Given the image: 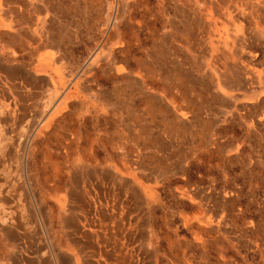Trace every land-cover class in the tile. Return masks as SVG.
Instances as JSON below:
<instances>
[{
    "label": "rangeland",
    "instance_id": "1",
    "mask_svg": "<svg viewBox=\"0 0 264 264\" xmlns=\"http://www.w3.org/2000/svg\"><path fill=\"white\" fill-rule=\"evenodd\" d=\"M89 263L264 264V0H0V264Z\"/></svg>",
    "mask_w": 264,
    "mask_h": 264
},
{
    "label": "crops",
    "instance_id": "2",
    "mask_svg": "<svg viewBox=\"0 0 264 264\" xmlns=\"http://www.w3.org/2000/svg\"><path fill=\"white\" fill-rule=\"evenodd\" d=\"M37 11L39 12L40 10H37L36 9V13H37ZM21 19V18H20ZM44 19H45V17H44ZM25 22V19L24 18H22L21 19V21H20V23H24ZM45 21L43 20L42 21V23H41V25L39 24V22H38V24H37V28H36V34L38 35V37L40 38V40L43 42V43H46V45H47V43H49V44H55V38H54V36H51L50 38L49 37H47L46 36V32H45V30H44V28H45ZM39 26V27H38ZM8 28L9 29H11L12 28V25H8ZM40 29H43V31L42 30H40ZM9 39H11V40H9L10 42L9 43H11V45L12 44H15L16 45V43H17V46H21V44H19L18 42L20 41V40H16L15 38H12V37H10ZM43 39V40H42ZM50 39H52V40H50ZM45 64H52L53 65V63L51 62V61H48V60H46V62H45ZM12 77V79H15L14 77H15V74H14V72H10L9 73V79ZM81 235L79 234V238H81L80 237ZM83 237V236H82ZM83 239H86V242H87V244H86V246H88V247H90V248H94L95 246H94V244H93V241H92V239L90 238V237H88V238H85V237H83ZM90 264V263H89Z\"/></svg>",
    "mask_w": 264,
    "mask_h": 264
},
{
    "label": "bare ground",
    "instance_id": "3",
    "mask_svg": "<svg viewBox=\"0 0 264 264\" xmlns=\"http://www.w3.org/2000/svg\"><path fill=\"white\" fill-rule=\"evenodd\" d=\"M48 66H52V64H48ZM4 133V132H3Z\"/></svg>",
    "mask_w": 264,
    "mask_h": 264
}]
</instances>
